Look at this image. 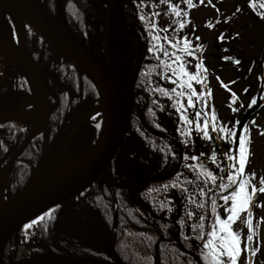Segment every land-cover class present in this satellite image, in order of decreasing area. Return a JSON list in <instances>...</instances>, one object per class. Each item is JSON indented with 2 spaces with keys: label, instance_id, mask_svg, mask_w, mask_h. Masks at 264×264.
Returning a JSON list of instances; mask_svg holds the SVG:
<instances>
[{
  "label": "trees",
  "instance_id": "16d2710c",
  "mask_svg": "<svg viewBox=\"0 0 264 264\" xmlns=\"http://www.w3.org/2000/svg\"><path fill=\"white\" fill-rule=\"evenodd\" d=\"M35 2L60 30L102 60L110 0ZM167 3L129 0L125 6L127 28L134 34L132 45L136 49L142 43L141 63L133 79L135 101L129 129L120 150L96 182L84 194L50 210L39 236L47 253L55 254L54 249L58 255L108 259L103 244L110 237L123 264H208L202 255L208 250L203 245L216 217L223 219L227 213L225 196L216 195L228 188L220 185L229 182L223 172L215 181L208 176L211 172L215 177L205 153L206 137L197 142L190 139V124L182 118L188 113L189 87L181 85L192 80L181 74V65L191 71L182 59L187 49L185 40L168 38V25L160 24ZM0 30L5 37L14 30L7 11L1 13ZM26 45L45 80L50 108L49 121L40 136L48 142L43 150L48 148L50 156L83 150L98 132L88 121L69 144L50 140L59 129L69 132L96 107L100 100L96 85L75 64L57 54L29 24ZM22 78L28 80V91L21 84ZM5 89L0 90V108L21 104L27 94L34 93L19 66H12ZM3 128L8 135L0 139V173L29 131V126L12 121ZM38 139L13 162L6 183L7 198L14 197L25 185L39 160L42 153Z\"/></svg>",
  "mask_w": 264,
  "mask_h": 264
},
{
  "label": "water",
  "instance_id": "95a60500",
  "mask_svg": "<svg viewBox=\"0 0 264 264\" xmlns=\"http://www.w3.org/2000/svg\"><path fill=\"white\" fill-rule=\"evenodd\" d=\"M128 0H110L106 23L104 27V47L103 59H98L93 53L82 46L79 42L70 39L64 32L60 31L56 24L48 18L37 6L35 0H0L5 10L11 14L16 26V35L18 36L19 50H16L9 42L5 40L0 33V40L9 47L11 52L18 57L19 62L11 63L5 71V82L11 65H20L29 77L35 88L34 98L38 100L40 114L31 119H18L16 117H3L1 120H16L20 123H32L38 119L37 124L23 138V142L17 147L12 156L7 160L6 165L0 176V250L10 236L17 235L20 229L27 224L37 220L42 214L49 209L69 201L72 198L84 193L91 185L95 183L99 175L110 165L112 158L120 149L119 146L125 139L126 132L129 128L131 112L134 106V83L133 79L136 70L132 72L130 63L119 62L117 51V26L120 20H124L125 5ZM10 5L21 6L29 10L33 15L32 21H28L33 29L40 34L47 44L66 58L72 64L77 65L83 72L88 74L94 85L96 84L100 95L99 110L101 111L102 122L96 141L84 151L85 154L82 162L76 169L67 173L59 174L36 190L29 192L31 183L38 180L46 169V166L56 158H49L45 161L40 159L31 174L25 181V185L11 199L5 200L4 190L8 173L13 166V161L22 153L23 149L36 138L44 129L48 122L49 108L46 97V87L43 76L34 66L30 55H28L27 45L25 43L24 23L19 29L16 24L14 14L11 12ZM82 51V52H80ZM121 89V95L116 92ZM253 106L246 112L240 120L237 128L240 133L241 128L246 123L248 116L256 110ZM8 110H0L4 112ZM11 112V111H8ZM78 126L66 136L65 143L71 140L78 131ZM58 136L55 135L53 140ZM239 134H237L238 140ZM79 155V154H78ZM239 184V179L234 190ZM106 251L113 257V262L100 260L98 258L88 257H68L60 256L50 261L29 264H121L119 257L113 252L111 246L105 247Z\"/></svg>",
  "mask_w": 264,
  "mask_h": 264
},
{
  "label": "flooded vegetation",
  "instance_id": "af4514ba",
  "mask_svg": "<svg viewBox=\"0 0 264 264\" xmlns=\"http://www.w3.org/2000/svg\"><path fill=\"white\" fill-rule=\"evenodd\" d=\"M216 1L218 4L214 5V9L216 8L219 10L220 2H223V0ZM228 2L231 4L221 6V11L224 14L231 10L243 12L245 16L244 24L247 27L245 31L249 40L248 45L253 49L255 46H259V50L254 54L240 50L238 47L236 48L235 43L229 44L237 35L229 34V37H227L219 33L217 35L218 42L222 43L225 41L227 44L219 46L221 54L215 57H220V60H215L213 57H210V50L208 51L209 47H207V42L203 37L200 36L196 41L185 39V43L187 42V49L184 50L183 54L186 56H190L191 54L199 59L200 67L198 68V74L201 80H203L200 88L202 92L197 93L200 97L195 96L193 91L191 94H188V98L191 96L192 103H188L187 105V118L193 121L189 129V133L192 136L190 139H194L195 142H197L199 138H205V121H207L206 130L209 136L206 137L207 150L205 153L208 155L209 164L217 179L220 172H223L227 177L230 173L235 174L239 166V137L244 136L245 139L250 140L251 143L248 145L250 155L248 156V162L245 166V176L242 178L251 179L255 184L258 181L257 185H259L260 176H258L255 169H253L252 162L255 157L254 133H257V135L259 134L260 141L263 143L264 152V18L261 16V13H264V8L260 7L261 3H264V1L253 0L254 6L252 7L249 6V0H244L242 2L239 0H228ZM223 7L230 9L226 10ZM226 17L225 14V16H222L221 20H225ZM211 24H214V20L209 23V25ZM211 27H214V25H211ZM201 45L202 47H200ZM217 47L218 46H216V48ZM225 57H230L231 59H226ZM237 61H239V63H237ZM216 82L220 87V94L218 92L217 95H215V91L213 90ZM253 100L255 103H252ZM253 106H257L256 110L248 116L246 123L243 125L240 133H238L237 128L241 122L240 120ZM164 113H167V110H165ZM213 115L216 117L215 120L212 119ZM5 124L6 123H1L0 125V139L8 135L7 132L3 131L5 129L3 126ZM197 124L200 125L199 128H197ZM213 126H215V130ZM245 126H247V131H245ZM15 127L13 126V129ZM221 128H224L225 131L221 132ZM229 130L234 133V135L228 136L227 132ZM58 133L57 138L53 140V136L50 143L60 140V145H62L68 132L63 133L62 129H59ZM237 134H239V137L236 141ZM40 138L37 141L42 153L40 157L45 160L51 157L48 153L49 151H46L48 148L43 150V147L46 143L48 144V142L46 139ZM70 142H72V140L69 141V143ZM28 146L24 150H27ZM213 153H215V159L212 158ZM229 156H232L234 159L230 160L228 158ZM250 173H255V176H250ZM228 182V185H230L228 188L234 186L229 180ZM228 188L218 191L216 197H220L219 194L228 190ZM248 190L250 192L251 188L249 187ZM231 193L225 196H230ZM113 201V209L117 212L116 201ZM228 201H226V203H228ZM255 204L261 207L259 203ZM234 232L238 233L236 229ZM106 244L107 247L111 246L113 252H115L120 259V256L110 242V237L106 239ZM43 250L47 252V250L41 246L40 251ZM52 250L55 254L49 253V255H58L56 254V250ZM106 253L108 255L107 260L110 262L114 261L112 255H110L108 251ZM238 264L241 263L239 262Z\"/></svg>",
  "mask_w": 264,
  "mask_h": 264
},
{
  "label": "rangeland",
  "instance_id": "374dc122",
  "mask_svg": "<svg viewBox=\"0 0 264 264\" xmlns=\"http://www.w3.org/2000/svg\"><path fill=\"white\" fill-rule=\"evenodd\" d=\"M240 2L244 0H239ZM264 1V0H261ZM167 6L166 10L162 13L160 16V24L163 23V26H167V36L168 38L176 41H184L185 39H191L193 41H196L197 39L203 37L205 41L207 42V47H209L208 51L210 50L209 54L210 57L214 58L215 60H220L221 49L220 45L227 44V42L223 41L218 42L217 35L220 33V35H225L229 37V34L237 35L234 37V40L230 41L229 44L235 43L236 48L238 47L240 50L248 51L250 53H256L259 50V46H255L253 49L252 47H249L248 43V37L246 35V29L247 27L244 24V14L242 11H227L225 12L226 18L225 20H221L222 16H225V14L221 11V6L224 5H230L231 3L228 2V0H223V2H220V9L217 10L214 9V5H217L216 0H211V3L208 2V0H204L202 3L201 0H192V6H189L184 2V0H167ZM173 6H175V11L173 10ZM224 9L228 10L230 8L223 7ZM177 12L180 14L177 15ZM229 14V15H227ZM218 19V20H217ZM214 20V27H209V23ZM183 23L184 27L181 28L180 24ZM131 38V33L129 32V39ZM17 42H18V38ZM131 46V45H130ZM216 46H218L216 48ZM132 55V63L133 60H137L140 53L138 50H134ZM207 51V52H208ZM186 64V67L188 70L191 71V75L197 76L199 79H193L191 83V88H189L188 94H191L192 91L195 93V96L200 97V95H197V93H201L202 90L201 84L202 81L197 68V64L200 65L199 59L196 56H186L182 58ZM229 67V66H226ZM4 75V67L1 65L0 61V82L2 80V77ZM220 87L218 86V83L216 82V85H214L213 90L215 91V95L220 94ZM29 101V100H27ZM33 99L30 100L29 106H26V110L23 109V106H21L19 113H28L33 105ZM31 103V104H30ZM98 107V106H97ZM96 107V108H97ZM22 109V110H21ZM95 113L90 114L91 121L93 125L97 126V124L101 121L100 112L97 109H94ZM253 141H254V152L255 157L253 158L252 166L253 169H255L256 173L260 177H264V152H263V143L260 141L259 134L257 133L253 134ZM207 148V145H206ZM83 153V152H82ZM48 166H46V169L43 172V175L40 176L39 179L46 176V174H49ZM258 184V181L256 182ZM255 203H259L260 205H264V193H257L255 195V199L253 200L251 206H250V212H251V223H252V229L251 231L248 228L247 221L249 219L247 212H241L239 215V218L232 224V230L235 231V229L239 233V239H240V248L241 252L237 257V264L240 262L241 264H264V206L258 207ZM231 205V200L228 201L226 204V207L229 208ZM257 206V207H256ZM229 215V212L226 213L225 217ZM45 217L38 218L35 222L28 225L24 230L23 238L24 240H28L29 238H33L36 240L38 239V233L40 229V225L42 224ZM251 235L252 239L249 241L247 237ZM17 243L21 251V255L18 257L13 256L14 248H9L8 254L12 256L13 263L14 264H29L33 262H39L36 261V258H32L30 256V252H32V248L30 245L21 244L18 242V236ZM106 244V242H105ZM47 260V259H46Z\"/></svg>",
  "mask_w": 264,
  "mask_h": 264
},
{
  "label": "snow or ice",
  "instance_id": "6c2138e0",
  "mask_svg": "<svg viewBox=\"0 0 264 264\" xmlns=\"http://www.w3.org/2000/svg\"><path fill=\"white\" fill-rule=\"evenodd\" d=\"M162 3L166 2V0H161ZM186 4L189 6H192V0H184ZM203 3L204 0H201ZM209 3H211V0H208ZM249 6H254L253 0H249ZM260 7L264 8V3H261ZM173 10L175 11V6H173ZM180 13L177 12V15ZM262 18H264V13H261ZM211 26V25H209ZM180 27L183 28L184 24L181 23ZM222 38V36H221ZM187 43V42H186ZM175 47V45H173ZM202 47V45L200 46ZM226 59H231L230 57H225ZM179 59V57H177ZM239 63V61H237ZM200 65L197 64V68H199ZM180 72L182 75L187 76L189 80L199 78L197 76L191 75L188 72H186L183 68V65H181ZM175 74V73H174ZM184 84H187L189 88H191V84L187 83V81L182 83V87ZM173 92L176 91L175 88L172 89ZM167 95V93H164ZM195 95V93H193ZM177 95H182V93H177ZM189 104L192 103L191 96H189ZM252 103H255L253 100ZM199 115V114H197ZM183 119L187 120L189 124H191L193 121L189 120L187 117H182ZM213 120L216 119L215 115L212 117ZM208 122L205 121V131L204 136L208 137L209 133L206 130L207 129ZM200 125L197 124V128H199ZM215 130V126H213ZM221 132H224L225 129L221 128ZM245 131H247V126H245ZM228 136L234 135L230 130L227 132ZM251 143L250 140H246L244 136L239 137V161H238V168L235 171V174H229L228 180L231 184L237 183V179L239 178V185L238 188L231 193L230 196H225L223 199L225 201L231 200V205L229 208H226L225 210L229 212V215L226 218H221L220 216L216 217V221L212 226V230L207 233V236L209 239H207L204 242L203 247L208 250L206 254L204 255V258L208 260V264H237V257L241 252L240 248V239H239V233L234 232L232 230V224L239 218V215L241 212H247L248 213V228L251 231L252 229V223H251V212H250V206L253 202V199L257 193H264V177L259 178V185L252 182L251 179H245L242 178L245 176V166L248 162V156L250 155V151L248 149V145ZM192 159H197V157L193 156ZM213 159H215V153H213ZM230 160L234 159L232 156L228 157ZM250 176H255V173H250ZM208 176L215 181V177L211 172L208 173ZM230 185H220L222 188H226ZM249 187L251 188V191L249 192ZM213 204L215 205V201H213ZM264 206V205H260ZM213 212H215V208H213ZM201 220L204 219V217H200ZM200 227H203L201 225ZM220 233H223V235H220ZM200 239L201 237H197ZM247 239L250 241L252 239V236L249 235ZM223 257H227V260L223 259ZM210 258V259H209Z\"/></svg>",
  "mask_w": 264,
  "mask_h": 264
},
{
  "label": "bare ground",
  "instance_id": "6f19581e",
  "mask_svg": "<svg viewBox=\"0 0 264 264\" xmlns=\"http://www.w3.org/2000/svg\"><path fill=\"white\" fill-rule=\"evenodd\" d=\"M11 12L14 14L16 24L19 25L20 32L22 31V25L25 22L32 21L33 15L32 13L29 12V10H26L25 8L21 6H15V5H10ZM117 36H116V41H117V51L119 54V62L122 63H132V55L133 51L130 46V40H129V30L126 28L125 20H120L117 26ZM82 52V51H80ZM0 59H1V65L4 67L5 70L8 69V66L11 63H17L19 62V59L17 56H15L11 50L9 49L8 46H6L2 40H0ZM2 85L3 82H0ZM119 96L121 95V89L118 88L116 92ZM40 114V108L38 105V100L35 101V105L32 107V111L29 114H20L16 111H4L0 112V119L3 117H16L20 120L22 119H31L36 115ZM85 154L82 155H66L62 157H57L56 159L52 160L49 163L48 166V171L49 174H46L41 179H38L34 182L31 183V186L29 187V192H32L36 190L38 187L41 185L45 184L47 180H50L54 177H57L59 174H67L74 169L78 167V165L82 162V159ZM15 247L13 256L18 257L21 255L20 248L17 243V238L16 235L13 234L12 236L9 237V239L6 241V243L2 246L0 250V264H14L12 256L8 254V251L10 250L9 248Z\"/></svg>",
  "mask_w": 264,
  "mask_h": 264
}]
</instances>
